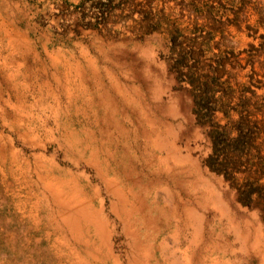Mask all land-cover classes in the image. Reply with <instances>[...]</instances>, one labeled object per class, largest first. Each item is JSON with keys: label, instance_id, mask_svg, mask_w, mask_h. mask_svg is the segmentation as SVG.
I'll return each mask as SVG.
<instances>
[{"label": "rangeland", "instance_id": "374dc122", "mask_svg": "<svg viewBox=\"0 0 264 264\" xmlns=\"http://www.w3.org/2000/svg\"><path fill=\"white\" fill-rule=\"evenodd\" d=\"M0 264H264V0H0Z\"/></svg>", "mask_w": 264, "mask_h": 264}, {"label": "trees", "instance_id": "16d2710c", "mask_svg": "<svg viewBox=\"0 0 264 264\" xmlns=\"http://www.w3.org/2000/svg\"><path fill=\"white\" fill-rule=\"evenodd\" d=\"M208 134L211 140L212 151L208 152V154L205 156V163L212 169H215L217 171H221V170L225 171L223 169L227 164L228 157L224 154V149H222L223 146H226L227 144H230L231 142L232 144H235L237 142L240 143L242 141H246V139H248L247 131L237 130L236 134L230 138L228 137L226 132L220 128H213L212 130L208 131ZM215 145L219 146L218 153L220 152V156L218 159L213 157V152H215ZM213 162H215L217 166H214ZM245 195L247 196L248 193H246ZM240 201L243 203H247L248 200H244L240 198Z\"/></svg>", "mask_w": 264, "mask_h": 264}]
</instances>
